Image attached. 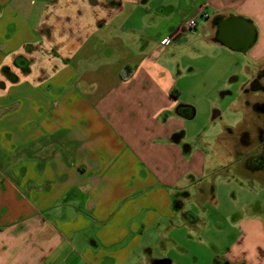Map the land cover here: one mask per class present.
<instances>
[{
  "label": "crops",
  "instance_id": "obj_1",
  "mask_svg": "<svg viewBox=\"0 0 264 264\" xmlns=\"http://www.w3.org/2000/svg\"><path fill=\"white\" fill-rule=\"evenodd\" d=\"M231 16L246 51L219 38ZM211 46L243 55L258 111L264 0H0V264H189L232 231L190 264H264V170L192 121L186 65Z\"/></svg>",
  "mask_w": 264,
  "mask_h": 264
},
{
  "label": "rangeland",
  "instance_id": "obj_2",
  "mask_svg": "<svg viewBox=\"0 0 264 264\" xmlns=\"http://www.w3.org/2000/svg\"><path fill=\"white\" fill-rule=\"evenodd\" d=\"M24 1L26 5H32L37 0ZM200 48L202 49L199 51V55H195L192 61L189 60L191 63L186 65V70L191 66L193 70L190 71L191 73L188 78H184L185 88L187 90H194L190 91L188 93L190 96L187 94V97L190 99L194 98V102L197 105V107H195L197 111L196 115L192 119L193 123L197 124L195 129L199 128L202 130L205 137L213 135L216 131H222L223 137H227L226 139L228 142L232 140V147L237 148L238 152L241 151L239 147L241 148L242 144V149H245L247 153L250 154L247 156L248 159L243 155V159L247 162L252 154L258 151V129H264V114L255 111L251 106L247 109L246 107H241V105H243V102L240 101L241 94H243L242 85L246 78L245 59L242 54L231 52L221 46ZM22 52L31 57L27 52ZM183 62L186 64L188 59L184 58ZM33 64L34 60H29V71L34 69ZM233 76H236L237 79L231 81ZM261 82L263 83L261 90L251 95L254 100H264V77ZM185 95L186 93H184V96ZM215 109L219 111V115H217L215 119H212L211 122L209 117ZM209 143H211V140ZM223 143L224 140H218L215 145L216 148L226 149L222 146ZM205 144H201V146L205 148ZM236 157L241 158L242 155L239 153ZM259 175H262V172L259 173ZM262 180H264V178H262ZM226 202L228 201L225 200L222 203L223 212L228 209H230V212H233L234 205L226 204ZM235 205L237 204L235 203ZM230 234L228 238H225L224 235L202 237L203 241L201 245L192 242L185 243V248L189 250L190 255H186L183 260L190 264L196 255L199 259H205L206 255L208 256L207 253L209 250L214 254L220 252L218 255L221 254L222 256L223 253L221 252H223L225 248L221 249L216 244H218V240L222 241L221 245H228L231 243L236 233L232 231ZM221 256L217 259L222 258Z\"/></svg>",
  "mask_w": 264,
  "mask_h": 264
},
{
  "label": "water",
  "instance_id": "obj_3",
  "mask_svg": "<svg viewBox=\"0 0 264 264\" xmlns=\"http://www.w3.org/2000/svg\"><path fill=\"white\" fill-rule=\"evenodd\" d=\"M239 20L245 23V27H243V30L238 27V29L234 31V34L231 33L228 35H223L219 38L229 47L239 48L241 51H246L253 45L255 41V30L252 24L246 22L244 19H239L234 16H231L226 22H234V24H236L235 21L239 23Z\"/></svg>",
  "mask_w": 264,
  "mask_h": 264
},
{
  "label": "flooded vegetation",
  "instance_id": "obj_4",
  "mask_svg": "<svg viewBox=\"0 0 264 264\" xmlns=\"http://www.w3.org/2000/svg\"><path fill=\"white\" fill-rule=\"evenodd\" d=\"M256 110L264 114V102L259 103L256 107ZM258 151L249 158L250 168L254 170H264V129H258Z\"/></svg>",
  "mask_w": 264,
  "mask_h": 264
},
{
  "label": "built area",
  "instance_id": "obj_5",
  "mask_svg": "<svg viewBox=\"0 0 264 264\" xmlns=\"http://www.w3.org/2000/svg\"><path fill=\"white\" fill-rule=\"evenodd\" d=\"M195 27H196V20L192 19V20L188 21V23H186L184 31H187V30L191 31V30L195 29Z\"/></svg>",
  "mask_w": 264,
  "mask_h": 264
}]
</instances>
